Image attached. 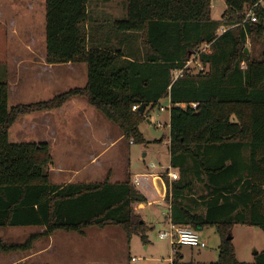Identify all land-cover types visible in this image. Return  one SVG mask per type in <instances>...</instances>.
I'll return each mask as SVG.
<instances>
[{
  "label": "trees",
  "instance_id": "1",
  "mask_svg": "<svg viewBox=\"0 0 264 264\" xmlns=\"http://www.w3.org/2000/svg\"><path fill=\"white\" fill-rule=\"evenodd\" d=\"M90 1L45 0L47 61L85 64L84 88L10 107V85L0 82V229H44L24 242L0 237V252H28L42 237L85 236L89 228L117 227L147 243L150 228L136 208L146 197L129 169L121 181L53 183L50 146L11 143L9 133L20 116L82 96L125 138L146 144L140 124L169 98L170 165L180 174L175 181L163 174L172 223L216 227L220 255L212 264H264V250L239 262L228 238L236 225L264 231V12L256 22L244 16L257 0H224L219 20L212 0H126L125 19L112 26L141 41L139 52L90 45ZM142 104L144 115L133 110Z\"/></svg>",
  "mask_w": 264,
  "mask_h": 264
},
{
  "label": "rangeland",
  "instance_id": "2",
  "mask_svg": "<svg viewBox=\"0 0 264 264\" xmlns=\"http://www.w3.org/2000/svg\"><path fill=\"white\" fill-rule=\"evenodd\" d=\"M103 1L105 0H91L89 6L90 15L93 13L90 29L96 41L98 42L97 38L101 39V42L104 43L103 47H122L126 49L128 44H131L135 45L137 50H142L141 41L128 42L126 40L123 43L122 36L125 34L115 32L112 26L114 22L125 19L126 9L124 5L126 0H113L108 3ZM225 9L226 4L224 0H212V17L214 19H221ZM32 11L33 14L31 13ZM42 23L44 29L45 0H0V49H16L24 46L30 41L26 33L34 31L37 36H40ZM12 31H15L18 37L11 38L10 33ZM43 45L45 48V36ZM250 48L251 42L249 41L246 49L249 51ZM192 62L195 61L192 59ZM190 66L197 67L196 64H191ZM5 73L6 69L2 68L0 70V82L25 83L24 81L15 82L6 77ZM26 83H35V81L30 79ZM61 83L65 84L53 89L55 95L65 93L79 86L80 83H87L86 65H77L76 75L67 73ZM21 90V87H13L12 95L9 99L10 107L16 106L20 102L31 103V100H34L33 97L19 99L25 93L21 94ZM169 105V98H165L154 109H148V118L140 124V131L147 141L146 144H130L133 138H130L131 140L125 138L124 133L117 125L108 121L100 114L98 121L99 128L97 130L100 140L102 136L108 134L114 140H119V137H121V140L115 146L105 147L108 148L107 151L103 152L104 149L100 147L99 152H97V163L93 166H90L89 162L83 161L84 158L86 161L90 160L88 156L89 151L87 150L90 146L88 136H81L82 130L79 123L75 127L71 124L67 125L70 130L74 128L73 133L75 134L61 138L63 140L64 138H69L71 140L70 143H64L60 139L51 148L53 159V165L50 169L51 181L53 183L68 180H72L71 182H102L110 179L112 182H115L126 178L129 163L131 164L132 174L139 173L141 168L150 166L151 164L157 167L162 164H166L165 166H167L168 155L166 151L169 148L168 140L170 138L169 111L167 109ZM159 124L160 126H158ZM40 137V133H29L25 135L26 139L22 137V140H26L25 142L32 141V143L43 142L44 139H39ZM10 140L13 142L17 140L14 128L11 132ZM144 154H147L146 158H143ZM62 161L67 165L65 170L70 172L62 173L60 177L54 171ZM156 227L157 230L148 232L149 243L143 242L140 236H133L130 244L127 241L125 233L117 227H108L104 230L89 228L88 233L90 236L88 239H90V242L85 246L82 245L81 248L91 252V258L79 257L77 254V241L81 239L77 234H71L75 235L71 238H64L62 234L68 236L70 234L57 232L56 235H61V237L56 236L55 238V249L52 250L50 264H172L173 257H177L180 247H176L177 249L174 251L169 240L160 239L159 235L163 230L159 231L160 226L158 227V225ZM112 231L118 233V235L116 237L110 236ZM232 233L239 261L251 263L254 261L255 251L261 252L264 250V231L260 228L236 225ZM200 235L203 240L207 239L206 241H208L206 250H194L192 252L189 247L182 248L186 260L189 261L191 257L193 258V263L191 264H209L210 260H215L214 257H210L208 254H204L201 257V253H204V251L217 252L216 260L217 256H219L221 241L216 229L206 228ZM93 236L98 237L94 238ZM146 245H149L148 249H146ZM131 257H140L141 262H132Z\"/></svg>",
  "mask_w": 264,
  "mask_h": 264
},
{
  "label": "crops",
  "instance_id": "3",
  "mask_svg": "<svg viewBox=\"0 0 264 264\" xmlns=\"http://www.w3.org/2000/svg\"><path fill=\"white\" fill-rule=\"evenodd\" d=\"M111 1L113 0H105L103 2L108 3ZM31 13L33 14V11ZM92 14L90 15V17L92 16ZM26 35L29 37L30 41L27 42L24 46H21L16 49H10V48L0 49V70L2 68H5L6 69L5 76L8 77L9 79H12L15 82H21V81L25 82V83L7 82L10 85V97L12 95L13 87L14 88L21 87L22 89L21 94L24 92L25 93L19 99L26 97H33L34 99L31 100L32 101L31 103L20 102L16 104V106L33 104L38 102H46L58 96L54 94L55 92H53V89L58 88L65 84L61 82L64 80L67 73L70 75H76L77 65H79V64H71V63L62 64V65L61 64L52 65L48 63L46 56V47L44 48L43 45V39L45 36V28L43 29V23H42V32L40 36H37L34 33V31L30 33L27 32ZM10 37L11 38L18 37V34L15 33V31H12L10 33ZM122 37H123L122 38L123 43L126 40L128 42L129 41L135 42L137 40L136 37L127 38L126 35ZM97 40L98 42L96 41L95 36L92 35L91 32L90 45L103 47L104 43L101 42V39L97 38ZM45 45H46V37H45ZM130 47L136 50L137 52H139V50L135 48V45L128 44L127 48ZM191 64L199 65L196 61L191 62ZM30 79H33L35 83H26ZM86 85L87 83H80L79 86H76L74 88H84ZM170 106L171 103L169 105V108ZM169 108H167L168 111ZM99 115L100 112L96 108L91 106L85 97L82 96L73 97L58 109L44 110V111L29 113L20 116L10 129L9 139L11 137V132L13 128L15 135L17 136V140H15V142L10 140L11 143H29V142L32 143V141L25 142L26 140H22L23 139L22 137L25 138V135L29 133L32 134L40 133L41 137L39 139L42 140L44 139V140L43 142H37V143H47L51 149L53 148V145L56 144L61 138L67 137V135L69 136L70 134L71 136L75 134L73 133L74 128L70 130L68 128L69 126L67 125L71 124L74 125L75 127L79 123V126L81 127L82 130L81 136H86V137L88 136L87 138L90 141V146L89 148H87V150L89 151L88 156L90 160L86 161V159L84 158L83 161L89 162L90 166H93L94 164L97 163V152H99L100 147L104 149L103 150L104 152L107 151L108 149L105 147L115 146L117 145L118 141L121 140V137H119V140L118 139L114 140L109 134L102 136L100 140L97 131L99 128L98 127ZM169 121H170V111H169ZM61 141L64 143L71 142L69 138H64V140L61 139ZM169 142L170 141L168 140V145ZM166 152L168 155L167 166H165L166 164L165 165L162 164L159 167H157L156 165L151 164L150 166H144L139 170V173H137V174L151 175L145 189L140 190L141 193H143L144 196L146 197V201L136 206L138 213L144 218L145 222L150 228V231L157 230L156 225H158V227L160 226L159 231L161 230L166 231L169 229V225L171 221V205L166 200L169 192L164 176L162 175L165 171L168 170L169 167H171L169 148ZM144 155L145 157L143 158H146L147 154ZM66 166L67 165H65V162L63 163L62 161V163L58 164L54 172L61 177L62 173L65 174L70 172L68 170H65ZM129 171H131L130 163H129ZM137 174H133V177ZM71 181L72 180L61 181L59 183L57 182V184H66ZM199 213H204V210H199ZM208 228L216 229V227H208ZM42 232H44V229L37 227L1 228L0 237L6 242H24L31 234L42 233ZM202 232L203 230L199 233L202 234ZM117 235L118 233L114 231L110 233V236L112 237H116ZM56 236L61 237V235H56V233L49 237H42L34 244L33 249L28 252H13L8 254L0 252V264H50V257L52 254V250L55 249ZM62 236L64 238L65 237L71 238L72 236L75 235L70 234V236H68L62 234ZM89 236L90 235L88 233V230L86 231L85 236H79L81 238L80 240L77 241L78 244L77 254L79 255V257H86V258L92 257L91 252H88L86 250H83V248H81L82 245L85 246L90 242L89 241L90 239H88ZM93 237L97 238L98 236H93ZM127 241L130 244V241L132 240H128L127 238ZM147 243H149V236ZM183 247H187V246L180 247L177 253L178 254L177 257H173L172 264H175L176 262L177 264L179 263L185 264L186 261H188L185 259V253L182 252ZM148 248L149 245H146V249ZM190 249L192 250V252H194V250L203 251V249H197V248H190ZM216 253L217 252L215 251L214 252L204 251V253H201V257L204 256V254H208L210 257H214L215 260H210L209 263L212 264L217 262L219 259V256H217V260H216L215 258ZM236 254H237V250H236ZM237 259L239 261L238 254H237ZM131 260L132 262H138V263L141 262L140 257H131ZM192 260L193 258L191 257V260L189 259L187 263L188 264L193 263Z\"/></svg>",
  "mask_w": 264,
  "mask_h": 264
},
{
  "label": "built area",
  "instance_id": "4",
  "mask_svg": "<svg viewBox=\"0 0 264 264\" xmlns=\"http://www.w3.org/2000/svg\"><path fill=\"white\" fill-rule=\"evenodd\" d=\"M257 11L264 12V0H257L256 3L248 8L245 13V22L246 21H257ZM208 46H206V49ZM197 55L193 58V61H197ZM182 71L175 72V78L181 75ZM139 107L135 106L134 111H138ZM160 126V124L158 125ZM133 144V141L130 142ZM165 176L169 177L171 181L178 180L180 177L179 171L169 167L167 171L163 173ZM162 174V175H163ZM150 174H137L133 177V184L138 190H143L148 184ZM160 239H167L170 241L173 249L176 250V247L187 246L190 248L205 249L208 246V242L201 238L199 232L194 231L190 227L177 226L172 221H170L169 229L163 232H160ZM136 260V259H133Z\"/></svg>",
  "mask_w": 264,
  "mask_h": 264
},
{
  "label": "water",
  "instance_id": "5",
  "mask_svg": "<svg viewBox=\"0 0 264 264\" xmlns=\"http://www.w3.org/2000/svg\"><path fill=\"white\" fill-rule=\"evenodd\" d=\"M246 53H249V51H248V49H246ZM146 108H147V105L146 104H142L140 107H139V109H138V113H140V115H144L145 114V110H146ZM144 157H145V155H144ZM229 239H232L233 238V236L231 235V236H229L228 237ZM258 254V252L257 251H255V256Z\"/></svg>",
  "mask_w": 264,
  "mask_h": 264
}]
</instances>
